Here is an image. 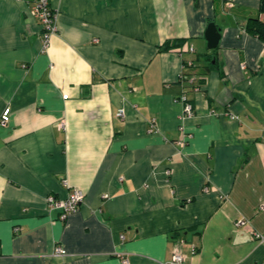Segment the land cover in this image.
Listing matches in <instances>:
<instances>
[{
  "label": "crops",
  "instance_id": "crops-1",
  "mask_svg": "<svg viewBox=\"0 0 264 264\" xmlns=\"http://www.w3.org/2000/svg\"><path fill=\"white\" fill-rule=\"evenodd\" d=\"M30 1L0 0V264L263 261L261 0H50L48 47ZM75 189L62 220L47 198Z\"/></svg>",
  "mask_w": 264,
  "mask_h": 264
},
{
  "label": "built area",
  "instance_id": "built-area-1",
  "mask_svg": "<svg viewBox=\"0 0 264 264\" xmlns=\"http://www.w3.org/2000/svg\"><path fill=\"white\" fill-rule=\"evenodd\" d=\"M30 2H31V13L35 18H37L40 21L44 31L43 32L44 45L45 47H48L50 45L51 36L54 33H56L58 29L56 13L54 12L51 6L50 0H31ZM234 4L235 3L233 0H228V5L230 7L234 6ZM182 51L193 52L195 51V48L193 45L188 47L183 46L180 52L182 53ZM183 78H187V77L183 76ZM188 80L193 83L196 79L195 77H189ZM196 89L200 90V87H197ZM181 100L184 102L185 113L188 116L194 115L195 113L194 103L191 102L188 99L187 95L185 94L181 97ZM117 115L123 118L125 116V110L123 108L119 109ZM10 116H11V108L7 107L2 113L0 123L2 125H7L10 121ZM231 117L236 118L235 115H232ZM179 143L184 144L185 140L181 139ZM84 199H85V192L82 189H75L66 198H58L55 195H49L47 198V202L49 208L52 210L58 209L60 211V218L62 220H65L70 214L79 210L82 203L84 202ZM262 208H264V206H262ZM247 222L248 221L246 219H242L238 221L237 224L243 225ZM253 234L256 239H258L261 242H264V234L257 231H253ZM54 254L64 255L66 254V250L61 245H58L54 250ZM119 256H120V264H130V260L127 256L122 254H120ZM167 264H189V263L186 261V258L181 252H175L173 254L172 259ZM259 264H264V260L261 261Z\"/></svg>",
  "mask_w": 264,
  "mask_h": 264
},
{
  "label": "trees",
  "instance_id": "trees-1",
  "mask_svg": "<svg viewBox=\"0 0 264 264\" xmlns=\"http://www.w3.org/2000/svg\"><path fill=\"white\" fill-rule=\"evenodd\" d=\"M260 13H264V0H261V4H260ZM246 29L257 35L258 37H260L262 40H264V21L261 20V18L258 16V17H252L249 19L248 23H247V27ZM182 47L179 48V50H181ZM187 51H182V54L185 53ZM208 65H207V70H210L212 68H215L216 65H217V59L215 57L214 54H209L208 55ZM191 62V64H190ZM187 66L186 67H192L194 66V60H188L186 62ZM185 77L189 78L191 77V75H188L187 72H185L184 74ZM194 77V76H192ZM196 78V77H195Z\"/></svg>",
  "mask_w": 264,
  "mask_h": 264
},
{
  "label": "water",
  "instance_id": "water-1",
  "mask_svg": "<svg viewBox=\"0 0 264 264\" xmlns=\"http://www.w3.org/2000/svg\"><path fill=\"white\" fill-rule=\"evenodd\" d=\"M221 36V30L218 25L215 22L209 23L206 30V38L210 49H216L219 47Z\"/></svg>",
  "mask_w": 264,
  "mask_h": 264
}]
</instances>
